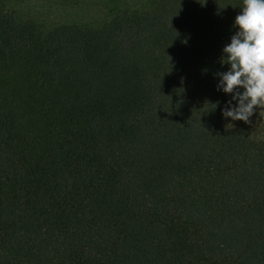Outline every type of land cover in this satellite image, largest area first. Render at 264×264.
Segmentation results:
<instances>
[{
  "label": "trees",
  "instance_id": "16d2710c",
  "mask_svg": "<svg viewBox=\"0 0 264 264\" xmlns=\"http://www.w3.org/2000/svg\"><path fill=\"white\" fill-rule=\"evenodd\" d=\"M241 4L44 29L0 0V264H264V120L217 90Z\"/></svg>",
  "mask_w": 264,
  "mask_h": 264
},
{
  "label": "clouds",
  "instance_id": "9594fccd",
  "mask_svg": "<svg viewBox=\"0 0 264 264\" xmlns=\"http://www.w3.org/2000/svg\"><path fill=\"white\" fill-rule=\"evenodd\" d=\"M235 16L236 31L222 48L217 90L229 95L220 109L231 121L264 120V0H242ZM216 107V106H215Z\"/></svg>",
  "mask_w": 264,
  "mask_h": 264
},
{
  "label": "rangeland",
  "instance_id": "374dc122",
  "mask_svg": "<svg viewBox=\"0 0 264 264\" xmlns=\"http://www.w3.org/2000/svg\"><path fill=\"white\" fill-rule=\"evenodd\" d=\"M6 9L23 19L32 18L44 29L62 23L100 27L124 9H144L156 0H1ZM254 119V116L251 120ZM229 123L238 122L227 120Z\"/></svg>",
  "mask_w": 264,
  "mask_h": 264
}]
</instances>
